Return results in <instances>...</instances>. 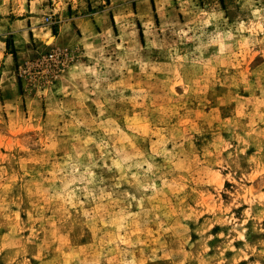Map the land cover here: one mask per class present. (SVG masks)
<instances>
[{
    "label": "rangeland",
    "instance_id": "obj_1",
    "mask_svg": "<svg viewBox=\"0 0 264 264\" xmlns=\"http://www.w3.org/2000/svg\"><path fill=\"white\" fill-rule=\"evenodd\" d=\"M0 264H264V0H0Z\"/></svg>",
    "mask_w": 264,
    "mask_h": 264
},
{
    "label": "crops",
    "instance_id": "obj_2",
    "mask_svg": "<svg viewBox=\"0 0 264 264\" xmlns=\"http://www.w3.org/2000/svg\"><path fill=\"white\" fill-rule=\"evenodd\" d=\"M26 12H28V11H26ZM32 11H29L28 13H27V15H26V13H25V16H24V18L23 19H20L19 21H25V22H27L28 20H30V19H32L33 18V16H34V14L33 13H31ZM26 32H28V30H26Z\"/></svg>",
    "mask_w": 264,
    "mask_h": 264
},
{
    "label": "built area",
    "instance_id": "obj_3",
    "mask_svg": "<svg viewBox=\"0 0 264 264\" xmlns=\"http://www.w3.org/2000/svg\"><path fill=\"white\" fill-rule=\"evenodd\" d=\"M54 54H49V56H53Z\"/></svg>",
    "mask_w": 264,
    "mask_h": 264
}]
</instances>
